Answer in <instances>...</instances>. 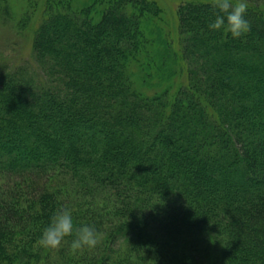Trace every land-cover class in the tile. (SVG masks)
Returning a JSON list of instances; mask_svg holds the SVG:
<instances>
[{"label":"trees","instance_id":"16d2710c","mask_svg":"<svg viewBox=\"0 0 264 264\" xmlns=\"http://www.w3.org/2000/svg\"><path fill=\"white\" fill-rule=\"evenodd\" d=\"M39 3L0 0L38 64L0 52V259L63 207L100 233L80 264H264V6L232 38L187 0L176 41L154 0Z\"/></svg>","mask_w":264,"mask_h":264},{"label":"rangeland","instance_id":"374dc122","mask_svg":"<svg viewBox=\"0 0 264 264\" xmlns=\"http://www.w3.org/2000/svg\"><path fill=\"white\" fill-rule=\"evenodd\" d=\"M20 1L23 0H14L15 4H19ZM25 1V0H24ZM40 3L37 8L38 13L40 15L41 10L44 7V3L46 0H39ZM161 9L164 10V16L166 18V28L165 30L169 33L170 38H173L174 40L178 38V22H179V16H178V9L180 5H182L187 0H154ZM252 3H259V5L264 6V0H250ZM164 21V20H163ZM9 30L4 28V31L0 34V52L4 54V58H7L8 60L13 59L12 62L14 64H24L26 63L29 68L35 67L38 68V64H36V61L33 58L32 54V40L31 38H19L14 37L13 42L8 43V37H10V32H7ZM26 40V41H25ZM176 45V43H175ZM172 60H168V63H170ZM11 62V61H10ZM180 69L178 68L177 76L174 79V89L179 88L183 83L186 81L187 78V64L184 61H180ZM175 68V64L173 61L170 64ZM156 83V81L151 80V86H145L142 88L146 94H153L156 91L161 90L162 84H157L156 87L155 84L152 85V83ZM185 84V83H184ZM37 238L34 237L31 233H27L26 236L23 238L24 240L28 241H34L35 247H33L34 253L32 256L28 258H21L23 262H18L19 264H80L77 263V261L74 260L73 257L77 256L76 250L73 249H62L55 248L50 251V249H46L47 247L41 246L39 244V237L41 233H37ZM66 242L70 243L72 237L69 236L66 238ZM13 245H16L19 240H21L20 237H13ZM65 243V242H64ZM26 244V242H25ZM42 247L41 249L38 248ZM26 251V250H25ZM81 253V250H79ZM22 257V256H21ZM25 259V260H23ZM19 260V261H20ZM0 264H17V262L9 259L8 257H3L0 259Z\"/></svg>","mask_w":264,"mask_h":264},{"label":"clouds","instance_id":"9594fccd","mask_svg":"<svg viewBox=\"0 0 264 264\" xmlns=\"http://www.w3.org/2000/svg\"><path fill=\"white\" fill-rule=\"evenodd\" d=\"M217 10L209 27L230 34L232 38H240L249 31L250 24L246 18L248 0H213ZM71 236L70 247L73 250L94 247L100 237L96 225L74 223L72 210L60 208L52 215L50 222L43 228L39 244L47 248H59L66 238Z\"/></svg>","mask_w":264,"mask_h":264}]
</instances>
